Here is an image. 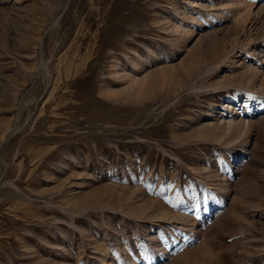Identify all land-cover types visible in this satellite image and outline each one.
<instances>
[{
	"label": "rangeland",
	"instance_id": "374dc122",
	"mask_svg": "<svg viewBox=\"0 0 264 264\" xmlns=\"http://www.w3.org/2000/svg\"><path fill=\"white\" fill-rule=\"evenodd\" d=\"M0 264H264V0H0Z\"/></svg>",
	"mask_w": 264,
	"mask_h": 264
}]
</instances>
